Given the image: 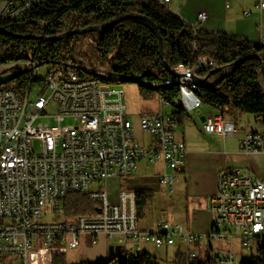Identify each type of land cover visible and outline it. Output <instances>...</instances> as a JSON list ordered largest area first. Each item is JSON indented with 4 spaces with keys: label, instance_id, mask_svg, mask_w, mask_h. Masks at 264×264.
<instances>
[{
    "label": "built area",
    "instance_id": "2783aa9c",
    "mask_svg": "<svg viewBox=\"0 0 264 264\" xmlns=\"http://www.w3.org/2000/svg\"><path fill=\"white\" fill-rule=\"evenodd\" d=\"M49 1L6 0L0 16L19 21L35 6ZM142 1L164 5L180 17L179 7L173 10L169 6L171 0H94V3L106 10ZM257 7L264 8V0H259ZM244 14L249 15L250 11ZM205 18L206 12L200 11L195 23L181 19L196 29ZM214 56H200L194 66L173 68L175 79L185 80V87L179 88V103L187 114L202 104L196 95L199 88L196 81L231 64L217 65ZM41 67H46L45 74H41ZM18 69L30 72L23 88L18 89L17 82L12 81L0 88V257H11L15 264H52L54 258L78 248L80 238L87 236L93 244L99 237L117 238L120 251L129 257L144 250L143 244L169 247L178 238L187 245L184 253L187 261L200 255L196 248L200 240L207 239L227 245L225 252L221 249L213 252L211 247L202 251L211 264H234L233 240H238L246 250L261 244L264 179L244 168L230 167L218 172L216 191L207 200L212 215L208 234H197L186 230L181 222L166 220L142 227L137 217L135 191L119 189L117 202L111 203L106 190H90L92 184L131 176L138 162L143 161L161 165L159 185L171 192L186 154L184 142L174 136L179 124L176 116L159 111L142 114L139 127L151 136L150 143L144 144L134 135L121 86L99 79V72L109 71L72 60L42 66L27 61L0 66V76ZM162 84L169 85L171 80ZM159 100L161 105L176 104L175 101L169 104L160 96ZM52 104L56 112L50 115L46 109ZM48 116L53 119L51 125L39 121ZM65 118H72L76 125H62ZM203 131L225 138L234 134L235 126L217 114L204 118ZM241 151L264 154V131L246 133ZM73 192H84L97 200L96 212L71 221L42 220L47 211L53 217H64L61 198Z\"/></svg>",
    "mask_w": 264,
    "mask_h": 264
},
{
    "label": "trees",
    "instance_id": "16d2710c",
    "mask_svg": "<svg viewBox=\"0 0 264 264\" xmlns=\"http://www.w3.org/2000/svg\"><path fill=\"white\" fill-rule=\"evenodd\" d=\"M143 15L157 26L161 36L164 60L171 68L178 65L194 66L200 56L212 54L217 65L232 63L238 58L258 54L264 58V44L252 42L226 32H213L192 28L169 8L153 1L123 4L102 10L94 0H51L35 6L25 17L13 21L0 16V66L36 61L40 66L62 60H72L104 69L111 74L101 76L105 82H136L146 94L156 91L169 104L176 102L171 113L182 122L184 110L179 103L180 79L168 72L159 52V39L154 28L140 18H126L106 30L79 32L64 38L56 36L75 29L111 22L126 15ZM24 70V69H18ZM16 70V71H18ZM27 70V69H25ZM29 71L18 75L12 82L23 88ZM202 73H205L202 71ZM114 74V75H113ZM220 72L207 77L213 81ZM40 76L35 79H39ZM164 80L171 84L164 85ZM196 95L203 104L225 115L231 107L241 113L258 118L264 125V88L260 61L247 58L236 69L211 86H199ZM121 179V178H119ZM138 221L152 204L153 192L135 189ZM64 218L74 220L80 215L94 214L99 202L84 192H73L61 198ZM113 251V248H112ZM254 251V252H253ZM249 258L240 264H264V237ZM2 257H0L1 259ZM176 264H211L201 256L187 261L184 253L175 256ZM63 263V257L54 258L52 264ZM80 264H159L145 249L127 257L114 251L104 261Z\"/></svg>",
    "mask_w": 264,
    "mask_h": 264
},
{
    "label": "rangeland",
    "instance_id": "374dc122",
    "mask_svg": "<svg viewBox=\"0 0 264 264\" xmlns=\"http://www.w3.org/2000/svg\"><path fill=\"white\" fill-rule=\"evenodd\" d=\"M184 2L185 1H182V4H184ZM176 6L177 0H172L170 7L173 10H176ZM184 6L185 9H187V12H192V6H190L189 4H185ZM183 10L181 7V10L179 11L180 17L184 19L185 22H190L183 14H181ZM258 24L260 23L257 22V25ZM40 69L41 74H45L46 67H41ZM9 82L10 83L8 84L0 85V88L10 85L11 81ZM117 84L121 86L124 92L126 114L132 123L134 135L138 141L146 144L151 140V136L140 129V116L147 112L156 111L168 114L171 113L172 106L161 105L159 94L156 91H153L150 94H146L140 89L139 84L136 82L126 81ZM183 87H185V85L181 84V88ZM31 98H34V95H31ZM207 108V105L202 103L199 108L189 112L188 114L184 113L183 123L181 125L179 124L175 129L176 134L179 136L180 134L184 135L187 142H190L189 144H191V146L201 148L207 141L206 134L202 132L200 120L201 112L206 111ZM46 111L48 114L53 115L56 112V108L52 104L47 107ZM248 116H250L252 120L251 126L259 131H262V126L260 124L254 123V119L251 115ZM39 121L49 123L50 125L53 123V119L51 116L41 118L39 119ZM243 121L244 127H249L248 122L245 119ZM62 125L74 126L76 125V122H74L72 118H65V120L62 122ZM228 140H232V138H228ZM36 147H38L37 144ZM156 169L157 166H155L154 164L147 165L145 162L140 161L138 162L137 170H135L131 176L121 179L111 178L107 181L92 184L90 185V190L97 192L106 190L109 194L108 196L111 203H116L117 193L119 189H141L143 188V183H146L145 180H142V176H146V178L144 179H147L148 185L153 192V201L152 204L147 208L144 218L139 221V225L147 227L152 226L158 221L166 220L169 223L181 222L186 230L191 231V227L187 222L188 218H191V211L189 212L190 208L188 206L187 197L182 188V184H180V180L175 181L174 188L170 192V190L164 188L163 186H160L157 182L155 171ZM48 219L63 220L65 218L60 216L53 217L52 213L50 211H47L46 215H43L42 220ZM80 240L81 244L78 248L74 250H67L65 254L60 255L63 257L62 264H80L82 262L97 263L111 257L114 251L115 253L118 252L123 255V253L120 251V246L117 238L106 239L104 237H99L96 244H93L91 242V238L89 236L81 237ZM232 244V252L235 254L234 264H240L242 260L249 258L254 249L252 248L251 250H246L241 248L238 240H233ZM110 246L114 247L113 251L110 249ZM143 247L152 257L157 259L159 264H176L174 262L176 254L178 252L185 253L187 250V245L180 241L178 238L175 239V244L169 247H156L152 244H143ZM207 247H211L213 252L217 249H221L225 252L227 245L224 242L207 240ZM196 249L200 250L202 261H206L207 257H205L204 253L202 252V249L204 248L197 247ZM0 264H15V262L11 257H2L0 259Z\"/></svg>",
    "mask_w": 264,
    "mask_h": 264
},
{
    "label": "crops",
    "instance_id": "0c3cea01",
    "mask_svg": "<svg viewBox=\"0 0 264 264\" xmlns=\"http://www.w3.org/2000/svg\"><path fill=\"white\" fill-rule=\"evenodd\" d=\"M5 1H0V9ZM182 1H185L184 4H182ZM258 2L259 0H177L176 8L179 7L180 11L182 7V10H184L181 14L191 23L197 22L198 12L205 11L206 18L199 24V28L213 32H226L260 43L264 42V8L257 7ZM185 4L192 6L191 13L187 12ZM246 10L250 11L249 15L244 14ZM257 22L260 24L257 25ZM207 107V110L201 112L200 116L203 133H205L203 131L204 118L220 114L217 109L208 105ZM248 115L251 114L241 113L228 107L224 117L234 124V134L224 138L219 134L209 135L205 133L207 141L201 148L191 146L184 135L180 134L179 136L176 134L175 129L177 127L174 129L175 138L184 142L186 150L183 165L178 173L179 179L177 178L176 181L180 180L187 197L189 212L191 211V218H188L187 222L192 232L208 234L211 231L212 215L207 200L216 191L217 175L220 170L240 167L247 169L256 177L264 179V154H244L241 151L242 139L246 133L264 131V125L253 115H251L254 119L253 122L260 124L262 131L252 127V120ZM244 119L249 124L247 128L244 127ZM182 123L183 119L180 125ZM228 138H232V140H228ZM155 166H157L155 171L158 182V174L162 171V167L160 164ZM144 178L146 176H142V180H145L146 183H143L142 189L151 190L147 179ZM132 191H135V189ZM198 247L207 248V239L200 240Z\"/></svg>",
    "mask_w": 264,
    "mask_h": 264
},
{
    "label": "water",
    "instance_id": "95a60500",
    "mask_svg": "<svg viewBox=\"0 0 264 264\" xmlns=\"http://www.w3.org/2000/svg\"><path fill=\"white\" fill-rule=\"evenodd\" d=\"M126 18H140V19H143V20L147 21L154 28V30L157 33L158 39H159V52H160V57L163 59L164 66H165V68H166V70L168 72H170L174 76H177V74L174 72V69L171 68L168 65V63L164 60L163 52H162V45H161V36L159 35L158 28H157L156 24L150 18H148L147 16H143V15H139V14H137V15H126V16L117 18V19H115V20H113L111 22L105 23V24L93 25V26L86 27L84 29H75V30L67 31V32H64V33L56 36V38H64V37H67L70 34L79 33V32H88V31H95V30H106V29L112 27L116 23H118V22H120V21H122L123 19H126ZM0 30L5 32L6 34L15 35V34H12V33L8 32L4 27H1V26H0ZM247 58H256V59H258L260 61L261 77H262L263 88H264V58L262 56L258 55V54H252V55H249V56H244V57L238 58L237 60L233 61L230 64L229 68H218V69L212 70V71L209 72L208 76L210 74L215 73V72H220V74L217 76L216 79H214L213 81H210V82H206L207 81V77H208L207 76V77H205L203 79H199L198 81H196V84L198 86H211V85L216 84L218 81H220L224 77H227L230 74H232V72L236 69L238 64L241 63L242 61H244ZM26 71L27 70H25V69L24 70H18V71L10 72V73H7V74H4V75L0 76V85L8 83L9 81L15 79L18 75H20V74H22V73H24ZM110 249L112 250V246H110Z\"/></svg>",
    "mask_w": 264,
    "mask_h": 264
},
{
    "label": "bare ground",
    "instance_id": "6f19581e",
    "mask_svg": "<svg viewBox=\"0 0 264 264\" xmlns=\"http://www.w3.org/2000/svg\"><path fill=\"white\" fill-rule=\"evenodd\" d=\"M99 74H100L101 76H110V75H111V74H109V73H107V72H99ZM180 83L185 85V80L180 79Z\"/></svg>",
    "mask_w": 264,
    "mask_h": 264
}]
</instances>
